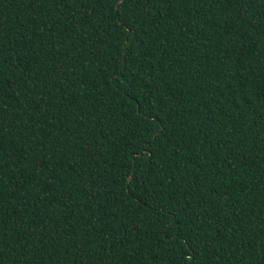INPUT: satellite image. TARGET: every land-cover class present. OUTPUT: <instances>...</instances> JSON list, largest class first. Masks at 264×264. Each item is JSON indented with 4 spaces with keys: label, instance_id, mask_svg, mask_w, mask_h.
<instances>
[{
    "label": "trees",
    "instance_id": "trees-1",
    "mask_svg": "<svg viewBox=\"0 0 264 264\" xmlns=\"http://www.w3.org/2000/svg\"><path fill=\"white\" fill-rule=\"evenodd\" d=\"M0 264H264V0H0Z\"/></svg>",
    "mask_w": 264,
    "mask_h": 264
},
{
    "label": "water",
    "instance_id": "water-1",
    "mask_svg": "<svg viewBox=\"0 0 264 264\" xmlns=\"http://www.w3.org/2000/svg\"><path fill=\"white\" fill-rule=\"evenodd\" d=\"M120 2V1H119Z\"/></svg>",
    "mask_w": 264,
    "mask_h": 264
}]
</instances>
